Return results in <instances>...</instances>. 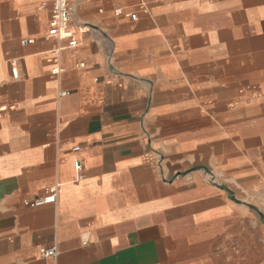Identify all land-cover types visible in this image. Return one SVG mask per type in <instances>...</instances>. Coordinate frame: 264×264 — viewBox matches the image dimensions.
I'll return each mask as SVG.
<instances>
[{"label":"crops","instance_id":"0c3cea01","mask_svg":"<svg viewBox=\"0 0 264 264\" xmlns=\"http://www.w3.org/2000/svg\"><path fill=\"white\" fill-rule=\"evenodd\" d=\"M52 6L0 0V264H264V0Z\"/></svg>","mask_w":264,"mask_h":264},{"label":"built area","instance_id":"2783aa9c","mask_svg":"<svg viewBox=\"0 0 264 264\" xmlns=\"http://www.w3.org/2000/svg\"><path fill=\"white\" fill-rule=\"evenodd\" d=\"M83 0H53V6L50 15L49 21V30L48 36L59 39H71L73 32L70 28V20L72 17L73 6L77 3H80ZM88 30L84 27L79 29V33L84 34ZM31 41H23V44L30 43ZM103 43L107 51L112 50V42L104 37ZM80 68L84 67V63L78 65ZM57 71H53L56 73ZM10 73L11 77L14 80L19 78V71L16 65L10 64ZM67 93L62 92L60 96H65ZM80 148H73V152H79ZM74 168L77 172V179H83L84 174L82 173V165L80 161L74 162ZM56 188H49L45 191V194L39 198L33 200H23L22 203L24 206L29 208H40L46 205H51L56 202ZM38 254L41 258H53L56 256V250L54 248H44L40 247Z\"/></svg>","mask_w":264,"mask_h":264},{"label":"rangeland","instance_id":"374dc122","mask_svg":"<svg viewBox=\"0 0 264 264\" xmlns=\"http://www.w3.org/2000/svg\"><path fill=\"white\" fill-rule=\"evenodd\" d=\"M263 118V117H262ZM261 119V118H260ZM258 161H260V164L261 165H263V160L262 159H260V160H258ZM260 172L263 174V175H261V176H259V177H255V180H254V186H255V188L257 189L256 191H257V195L258 194H260L259 196H261L262 195V192H263V189H264V170H262V169H260ZM211 180H213V178L211 179ZM257 205V204H256ZM254 209H257V208H254ZM257 252V251H256ZM257 254H258V252H257ZM260 254V253H259Z\"/></svg>","mask_w":264,"mask_h":264}]
</instances>
